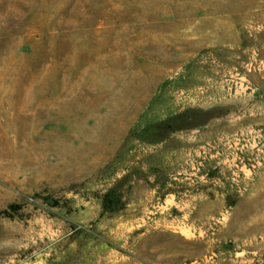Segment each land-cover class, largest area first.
<instances>
[{"label":"rangeland","instance_id":"obj_1","mask_svg":"<svg viewBox=\"0 0 264 264\" xmlns=\"http://www.w3.org/2000/svg\"><path fill=\"white\" fill-rule=\"evenodd\" d=\"M3 211L0 264H264V0H0Z\"/></svg>","mask_w":264,"mask_h":264},{"label":"trees","instance_id":"obj_2","mask_svg":"<svg viewBox=\"0 0 264 264\" xmlns=\"http://www.w3.org/2000/svg\"><path fill=\"white\" fill-rule=\"evenodd\" d=\"M176 118V117H175ZM175 118H172L171 120H173V119H175ZM10 208H12V207H10ZM5 214V212L3 211V212H0V215H4Z\"/></svg>","mask_w":264,"mask_h":264}]
</instances>
